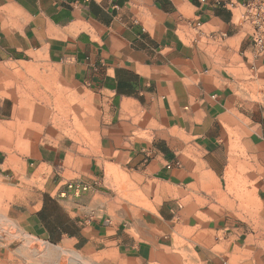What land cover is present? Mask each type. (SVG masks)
<instances>
[{
  "label": "crops",
  "instance_id": "obj_1",
  "mask_svg": "<svg viewBox=\"0 0 264 264\" xmlns=\"http://www.w3.org/2000/svg\"><path fill=\"white\" fill-rule=\"evenodd\" d=\"M248 2L0 0V66L42 59L76 92L97 100L104 110L101 159L136 177L151 204L121 206L115 194L56 185L33 210L15 211L33 243L46 252L59 245L58 254L76 249L78 264H183V248L170 250L163 241L174 225L235 236L231 218L220 223L218 213L227 209L198 210L210 218L174 224L163 215L173 211L163 200L168 188L199 190L206 177L220 179L237 162L249 168L256 196L264 195V51L254 42L260 34L264 43V22H253ZM7 109L0 98V117ZM1 145L0 180L18 179ZM69 149L31 139L26 156H13L25 173L39 175ZM23 245L12 260L8 242H0V264L23 261Z\"/></svg>",
  "mask_w": 264,
  "mask_h": 264
},
{
  "label": "rangeland",
  "instance_id": "obj_2",
  "mask_svg": "<svg viewBox=\"0 0 264 264\" xmlns=\"http://www.w3.org/2000/svg\"><path fill=\"white\" fill-rule=\"evenodd\" d=\"M0 88V98L8 108L0 117L1 150L10 155L9 163L20 178L9 176L6 181L0 180V242H8L14 260L16 249L23 241L24 250L19 248L18 252L25 256L18 264H48L54 255L57 264H78L81 254L76 249L59 252L62 258L58 262L59 245L46 252L42 245L33 243L15 217V211H23L25 215L33 210L37 200L56 185L60 191H74V187H68L70 183L89 185L78 193L94 188L115 194L121 206L130 203L149 208L151 204L139 190L136 177L122 166L101 159L98 140L104 120L102 106L97 100L76 92L55 66L42 59L0 66ZM22 110L29 113L26 119L18 113ZM31 139L40 147L53 148L60 144L70 147L68 155L65 159L61 157L56 166L41 169L39 175H30L32 168L26 174L25 168L16 165L20 160L13 153L26 156ZM248 169L237 162L229 165L220 179L206 177L199 190L189 187L182 194L175 188L167 189L163 204L173 211L163 215L174 224L202 222L210 214L198 210L213 208L227 209L226 214L218 213L220 223L229 217L237 227L232 233L235 236L228 240L225 233L229 231L174 225L173 233L163 241L170 250L183 248V264H264V195L256 196L254 183L246 177ZM19 173L23 174L22 178ZM197 192L202 195L191 194ZM157 202L159 198L154 203ZM108 215L113 216V212ZM119 215L127 216L124 211ZM188 251L199 255L198 262H192Z\"/></svg>",
  "mask_w": 264,
  "mask_h": 264
},
{
  "label": "built area",
  "instance_id": "obj_3",
  "mask_svg": "<svg viewBox=\"0 0 264 264\" xmlns=\"http://www.w3.org/2000/svg\"><path fill=\"white\" fill-rule=\"evenodd\" d=\"M248 10L253 12V22L259 27L264 22V0H249L248 2ZM255 44L257 45V51L262 52L264 51V43L262 41V36L257 34L254 40ZM68 187H74V191L78 192L79 190H86L89 188V185L86 184H68Z\"/></svg>",
  "mask_w": 264,
  "mask_h": 264
},
{
  "label": "bare ground",
  "instance_id": "obj_4",
  "mask_svg": "<svg viewBox=\"0 0 264 264\" xmlns=\"http://www.w3.org/2000/svg\"><path fill=\"white\" fill-rule=\"evenodd\" d=\"M24 116V115H23Z\"/></svg>",
  "mask_w": 264,
  "mask_h": 264
}]
</instances>
